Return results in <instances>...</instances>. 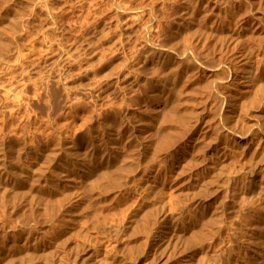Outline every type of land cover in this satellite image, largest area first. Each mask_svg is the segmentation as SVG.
I'll return each instance as SVG.
<instances>
[{
	"label": "rangeland",
	"instance_id": "rangeland-1",
	"mask_svg": "<svg viewBox=\"0 0 264 264\" xmlns=\"http://www.w3.org/2000/svg\"><path fill=\"white\" fill-rule=\"evenodd\" d=\"M238 2L239 0H0V264H182L185 255V252H181L183 242L186 244L183 246L187 249L186 253L188 249L196 247L197 253L191 264H255L257 261H259L257 264H262L264 262V209L262 211L264 191H260L264 189L262 168L264 160L260 158L261 154L264 158L262 151L264 125H261L264 123L261 122L264 119L262 97L264 92L260 95L262 98L258 97L259 99L255 100L257 104L259 102V107L257 104L253 107L251 106L253 104L248 106L251 114L256 113L257 116L258 113V118L262 117L259 118V128L260 126L262 128H260L261 141L258 150L256 149L258 152L251 149L244 152L245 154L240 151V155H237L238 152L234 153L232 159H237L235 161L231 159L233 163L237 161L236 164L234 163V171L230 168L234 164H228L225 171L219 174L223 178L216 176L218 180L215 177L210 182L213 186L207 183L197 193L195 200L189 201L192 194L188 197L185 193L184 196L189 198L187 201L175 190L172 182L174 172L172 158L176 153L170 150L176 151V145H173L175 140L173 142L172 139L179 140V136L182 135H177L178 132L175 135V131L183 133L185 128L179 123L186 120L189 125L199 117L214 115L217 111L218 104L215 102L217 95L212 92V88L206 90L207 86L201 84L199 87L191 84L196 76L205 78L203 74L207 67L205 65L211 64L208 68H212L217 65L216 62L220 61L221 63L218 64L220 65L224 60L229 62V58L231 59L224 39L216 35V32L218 34L239 24L241 17L232 18L237 13L252 15L255 13L252 10H258L257 12L264 16V8L260 12L264 7V0H257L253 6L248 5L247 0ZM243 2L246 5H241ZM229 20H232V23ZM220 22L224 24L221 25ZM212 28L215 29V34ZM200 29L204 32L202 33ZM185 30L191 34L187 35ZM182 34L190 36L187 37L188 41ZM262 36L264 37V33L259 37L255 36L254 40L249 38V43L246 41L248 48H253L248 52L253 60L251 79L254 84H259V81L264 84V72L261 71L264 70L262 64L264 41H259L263 40ZM209 37L211 40L206 39ZM204 38L207 44L204 43ZM215 38L222 40L217 39L219 42H215L217 41ZM200 42L204 45L200 46L203 44ZM174 44L178 50L177 47L173 49ZM219 44L223 46L219 48ZM249 44L254 46L256 44L257 48ZM225 48L226 53H222ZM216 50L217 52L220 50V53L217 54ZM225 55L226 59H224ZM256 57L262 63H256L258 62ZM198 60L205 64L201 66ZM256 64H259L258 68ZM196 65L203 67V71ZM223 69L217 72L219 75L216 78L229 77L228 68L225 71L227 73ZM254 69L257 71L255 72ZM258 75L262 78L260 79ZM183 82L184 85L186 84L184 91ZM181 84L183 88L179 89ZM162 89L164 96L163 94L161 96ZM210 90L212 94H209ZM200 92H204L201 93L202 98L201 95L199 96ZM181 93L190 96L187 94L182 96ZM176 96L181 97L182 100ZM213 96L216 97L214 102ZM208 97L209 101H207ZM194 99L196 100L193 101ZM205 99L207 100L203 106L202 101ZM163 100H167L168 103ZM198 100L203 104H199ZM180 101L188 104L190 101V106L184 102L181 106ZM213 103H216V108ZM191 104L197 105L195 106L197 108L191 107ZM208 106H211L213 111ZM182 108L186 110L183 111ZM177 111L185 120L177 115ZM185 111L189 116L182 115ZM171 113H176L177 120L180 117L184 121L172 119L175 115L169 119ZM203 114L205 116H201ZM194 115L198 117L194 118ZM161 117L167 118V123ZM186 117H189L188 120ZM192 117L195 121L190 119ZM174 120H176L175 126L172 125ZM144 122H147L146 126ZM176 126L177 129L173 131ZM164 139L169 143L167 144ZM162 141L167 145L162 144ZM169 144L173 147H169L167 151L166 147ZM160 145L163 148L158 155ZM154 146L159 147L155 150ZM253 150L257 154H254ZM259 151L262 153L258 154ZM237 156H241L238 157L240 160ZM259 159L263 162L258 165ZM91 160L106 163L97 169H91L88 166ZM240 164H245V167ZM238 165L243 168L240 172L239 169H235ZM216 184L225 187L220 185L218 188ZM216 189L217 191L220 189L212 193L217 199L213 204L216 217L211 218L213 222L207 223L204 220L207 200L211 198L210 193ZM159 190L162 191V195ZM2 191L6 195H1ZM174 193L180 196L169 199L176 195ZM152 194H159L158 198L163 196L162 200L159 198L157 201L166 204L163 205L166 215L164 211L159 213L156 210L159 214L155 213L156 200L153 198L155 195ZM198 194H201L202 198L198 199ZM258 194L261 195L257 196ZM203 196L207 199L204 200ZM177 198L186 200H182L185 201L182 202L184 207L178 205L181 204V200L178 201ZM172 199L178 202L172 207H182V213L181 209L176 210L170 206V202H174ZM219 201L222 203L218 205ZM194 204L198 206L195 207ZM216 204L221 210H218L220 208ZM215 205L217 209L214 208ZM168 206L176 210L173 212H177L176 215L179 216L186 215L188 208L189 212L192 210L190 223L193 231L191 230V235L186 241H180L181 245L177 244L180 248L171 247L173 256L169 258L175 256L177 258H168L169 262L168 260L163 262L164 259L154 249L152 242L157 239L160 231L162 213L168 218L176 216L171 212L172 210L167 213ZM192 206L193 209L195 207L194 211ZM195 218L198 220L196 221ZM145 219L147 226L151 223L156 224L155 227L153 229L152 225H149L151 229L149 226L144 227L145 222L143 224L141 220ZM216 221H218L217 227ZM209 223L215 225V228ZM143 227H147L150 232L154 230L152 233L147 232L151 238L145 236L146 229L142 233ZM196 227H201L198 230L203 228L204 231L207 227L209 232H206L213 237L203 230V232L199 231L200 235L203 234L198 235ZM212 228L218 232L211 233ZM193 232L197 233L198 240L200 237L203 238L204 240H200L204 241L202 244L207 242L206 245L196 242L192 234L195 237L196 235ZM188 242L191 245L196 243L190 246ZM187 243L190 248H186L189 247ZM176 249H180V252L179 250L174 252ZM254 249L259 250L261 260L254 256ZM178 252L180 255L177 254ZM255 258L257 259L254 260Z\"/></svg>",
	"mask_w": 264,
	"mask_h": 264
},
{
	"label": "bare ground",
	"instance_id": "bare-ground-1",
	"mask_svg": "<svg viewBox=\"0 0 264 264\" xmlns=\"http://www.w3.org/2000/svg\"><path fill=\"white\" fill-rule=\"evenodd\" d=\"M213 1V0H212ZM238 1V0H237ZM256 1L257 0H247V4L248 5H250V6H253L255 3H256ZM262 1V0H261ZM235 2V1H234ZM239 2H240V0H239ZM238 2V3H239ZM242 2V1H241ZM260 2V1H259ZM211 3V2H210ZM242 4H245L244 2L243 3H241V5ZM263 4H264V2H263ZM234 5V4H233ZM246 5V4H245ZM245 5H243L244 6V8H245ZM247 5V6H248ZM258 5H259V3H258ZM215 6V5H214ZM238 6V5H237ZM249 6V7H250ZM256 6V5H255ZM254 6V7H255ZM260 6H261V4H260ZM260 6H258V8L260 7ZM264 6V5H263ZM248 7V8H249ZM262 7V6H261ZM260 7V8H261ZM237 8H239V7H237ZM236 8V9H237ZM247 7H246V9H248ZM264 7H262L261 8V10H260V12H262V9H263ZM240 9H243V8H240ZM235 10V9H234ZM238 10V9H237ZM251 10L252 9H250V12H251ZM240 12H241V10H239ZM248 11V10H247ZM258 11V10H257ZM257 11H253L252 10V12H255V13H253L252 15H248L247 13H244L243 12V14H241L240 12V14H235V15H233V17L232 18H234V16H239V18H240V21H238V23L239 24H235L236 26H234V27H232L231 29H226V30H220L221 32H218V34H217V32H216V35H219V36H222L221 38L222 39H224V42H225V45H226V48L228 49V51L230 52V56H231V59L229 58V62H226L225 60V62L223 63L222 62V64H220V65H218L219 63H221L220 61L217 63L216 62V64L218 65H216L215 67H212V68H208V67H211L210 65H205V67H206V69H205V71H204V76H205V78H197V76H196V78H194V80L192 81V83L191 84H193V85H199V87H201V84L204 86V87H208V88H206V90H209V87L210 88H212L211 90H213L212 92H214L216 95V97H217V99H218V102H217V99H216V103L218 104V109L216 108V106H215V104L216 103H213L214 105V107L216 108V110L217 111H215L216 113L214 114V115H201V116H205V117H203V118H198V119H196V121H195V119L194 118H197L195 115V117L193 118H190L191 120L192 119H194V120H192V121H195V122H193V123H190L189 125H187V123L185 122L186 120L184 119V117L182 116L181 117V115H179V112L177 111V115L178 116H180L181 118H183V119H181L180 117H179V119L177 120V118L178 117H176V113H171V115L169 116V119H171L172 118V116H174L175 115V117L174 118H172V119H176L177 121H179L180 119L181 120H183L185 123H186V126H185V123L184 122H182V123H184L183 124V126H182V123L180 122L179 123V125L181 126V127H185L184 129L183 128H181V129H183V133H179V131H175L176 129H177V126H179L178 124H177V126L176 127H174L173 128V131H175V135L177 134V132H178V134L177 135H182V136H179L180 138H179V140H177V139H172L173 140V142H174V140H175V144H173V142L172 143H170L171 145L173 144V145H176V151H172V150H174V149H170V148H172L173 146H171L170 147V144L166 147V148H168L167 149V151L170 149L171 150V152H176L175 153V156L172 158V165H173V169H174V172H173V178H172V182H173V186H174V188H175V190L182 196H184V194L186 193V195L188 196L189 194L191 195L192 194V196L194 197V196H196V197H190L191 199H189L186 195V197L184 196V198L185 199H189V201H191V200H195V198H197V193L199 192V191H201L202 189H203V187L204 186H206V184L207 183H210V182H212V180L216 177V176H221V175H219L227 166H228V164L230 165V164H232L233 162L232 161H235V159L233 160L232 159V156L234 155L235 156V154L234 153H236V152H238L239 153V151L240 152H242V154L244 153V152H246L247 150H251V149H254V150H256L257 148H258V146H259V142L261 141V136H260V128H262V126H260V128H259V118L261 119L262 117L260 116L259 118H258V116H259V114L257 113V116H256V113L255 114H251V109H250V111H249V109H248V106H250L251 104H253V105H251L252 107L254 106V104H257L256 103V99H259L261 96L260 95H262V93L264 92L263 90H264V84H261L262 82H260L259 80V84L258 83H256V84H254L253 82H252V79L251 78H253V77H251L252 75H251V68H252V65H253V60L251 59V57H250V53L248 52V50H253V48H248V43H249V41H248V39L249 38H252V40H254L256 37L255 36H257V37H259V35L260 34H263L264 33V16H263V14H261V13H258ZM213 12V11H212ZM230 14V13H229ZM202 16V15H201ZM199 17V16H198ZM228 17V16H227ZM236 18V17H235ZM234 18V19H235ZM202 19V18H201ZM184 20V19H183ZM194 20V19H193ZM203 20V19H202ZM233 20V19H232ZM232 20H229L231 23H232ZM186 21H188V20H186ZM205 21V20H204ZM209 21V20H208ZM236 21V22H237ZM196 22V21H195ZM198 22V21H197ZM201 23H202V21H200ZM199 22V23H200ZM234 23H236L235 21H233ZM198 23V24H199ZM221 23V22H220ZM229 23V22H228ZM227 23V24H228ZM187 24V23H186ZM224 24V23H223ZM222 23H221V25H223ZM182 25H184L183 23H182ZM197 25V24H196ZM205 25V24H204ZM226 25V24H225ZM224 25V26H225ZM229 25V24H228ZM187 26V25H186ZM230 26H232V24L230 25ZM183 27H185V26H183ZM219 27H220V25H219ZM178 28V27H177ZM181 28V27H180ZM179 28V29H180ZM211 28V27H210ZM221 28V27H220ZM223 28H225V27H223ZM227 28H229V27H227ZM174 29V28H173ZM184 29V28H183ZM186 29V28H185ZM193 29H195V27H193ZM182 30V29H181ZM188 30V29H187ZM187 30H185L186 32H187ZM203 30H204V28H203ZM206 30V29H205ZM212 30H213V28H212ZM176 31V30H175ZM175 31H173L174 33H176ZM180 31V30H179ZM183 31V30H182ZM184 31V32H185ZM190 31V30H189ZM194 31V30H193ZM200 31H201V29H200ZM209 31H210V34H211V30L209 29ZM214 31V34H215V29L213 30ZM218 31V30H217ZM185 32V33H186ZM202 32V31H201ZM201 32H199V34L201 33ZM204 32V31H203ZM202 32V33H203ZM169 33V32H168ZM174 33H173V35H174ZM178 33V32H177ZM182 33V32H181ZM188 33V32H187ZM186 33V34H187ZM193 33V32H192ZM207 33V32H206ZM205 33V34H206ZM213 33V32H212ZM190 34H191V32H190ZM189 33L187 34V35H190ZM213 34V35H214ZM178 35V34H177ZM183 35V37H186L185 39H187V37H190V36H184V34H182ZM204 35V34H203ZM193 36V35H192ZM196 36V35H195ZM199 36V35H198ZM201 36V35H200ZM207 36H209V35H207ZM206 36V37H207ZM211 36H212V34H211ZM210 36V37H211ZM218 36V37H219ZM174 37V36H173ZM205 37V36H204ZM210 37H209V39L208 38H206L207 40H211L210 39ZM254 37V38H253ZM192 38V37H191ZM213 38V37H212ZM262 38H263V40H259V41H264V37L262 36ZM172 39V38H171ZM174 39V38H173ZM178 39H179V37H178ZM184 39V40H185ZM197 39V38H196ZM198 39H199V37H198ZM197 39V40H198ZM202 39V38H201ZM205 38L203 39L204 40V43H206L205 42V40H206ZM216 40L217 39H220V38H215ZM214 39V40H215ZM222 39H220V40H222ZM247 39V40H246ZM177 40V39H176ZM251 40V41H252ZM257 40H258V38H257ZM168 41V40H167ZM182 42H184L183 40H181ZM187 41H188V39H187ZM191 41V40H190ZM189 41V42H190ZM199 41V40H198ZM202 41V40H201ZM212 41H213V39H212ZM246 41L248 42L247 44H246ZM171 42H172V40H171ZM176 42H178V41H176ZM189 42H187V44H189ZM208 42V41H207ZM209 42H211V41H209ZM208 42V43H209ZM215 42H219V40H217V41H215ZM215 42H213V43H215ZM253 42V41H252ZM174 43H175V40H174ZM201 43H203V42H200V44ZM204 43L203 44H199L200 46H202V45H204ZM256 43V42H255ZM261 44H262V42H260ZM264 43V42H263ZM176 44V43H175ZM175 44H174V48L173 49H176L175 47H177V46H175ZM177 44H179V42L177 43ZM187 44H186V46H187ZM207 44V43H206ZM210 44H212V43H210ZM216 44V43H215ZM260 44V45H261ZM172 45V44H171ZM184 46H185V44H183ZM190 45V44H189ZM198 45V46H199ZM209 45V44H208ZM208 45H206V47L208 46ZM220 45V44H219ZM224 45V46H225ZM250 45V44H249ZM251 45H253L254 46V44H251ZM250 45V46H251ZM264 45V44H263ZM182 46V45H181ZM221 46H223V45H220L219 46V48H221ZM205 47V46H204ZM203 47V48H204ZM255 49L257 48L256 47V44H255ZM261 48H262V46H260ZM189 48V47H188ZM188 48H187V52H188ZM190 48H191V46H190ZM193 48H194V46H193ZM201 48V47H200ZM216 48V47H215ZM226 48H225V50H224V52H222V53H226L225 51H226ZM180 49V48H179ZM183 49V47L181 48V50ZM186 49V48H185ZM205 49V48H204ZM203 49V50H204ZM214 49V48H213ZM223 49V48H222ZM254 49V51H256ZM176 50H178V47H177V49ZM180 50V51H181ZM202 50V49H201ZM264 50V48L262 49V51ZM175 51V50H174ZM185 51V50H184ZM199 51V50H198ZM208 51V50H207ZM220 51V50H219ZM217 52V50L215 51V52H217V54H219L220 52ZM205 52V51H204ZM252 52V51H251ZM179 53V52H178ZM181 53H183V52H181ZM180 53V54H181ZM200 53V52H199ZM213 53V52H212ZM211 53V54H212ZM260 53H261V51H260ZM262 53H264V51L262 52ZM261 53V54H262ZM179 54V55H180ZM210 54V53H209ZM209 54L207 55V56H209ZM229 54V53H228ZM252 54V53H251ZM258 55H259V53H257ZM260 54V55H261ZM178 55V56H179ZM186 55H187V53H186ZM186 55H184V56H186ZM189 55V54H188ZM198 55V54H197ZM215 55V54H214ZM256 55V54H255ZM218 56V55H217ZM193 57L195 58V56L193 55ZM201 57V56H200ZM206 57V56H205ZM222 57V56H221ZM225 58L224 59H226V55L224 56ZM253 57V56H252ZM189 58V57H188ZM187 58V59H188ZM197 58V57H196ZM218 58L219 59H221L220 58V56H218ZM258 58H259V56H258ZM261 58V57H260ZM259 58V59H260ZM198 59V58H197ZM209 59V58H208ZM218 59V60H219ZM223 59V58H222ZM258 60V62H256V60ZM254 60H255V62L256 63H259V62H261L262 63V58H261V60H259V59H257V57L255 58ZM184 60V59H183ZM207 60V59H206ZM200 63H198V64H205V63H201V62H203V61H201V60H198ZM208 61V60H207ZM210 61V60H209ZM263 61H264V59H263ZM178 62V61H177ZM182 62V61H181ZM193 63H194V61H193ZM208 64V63H207ZM262 64H264V63H262ZM256 65H258V66H256L257 68L259 67V64H256ZM196 66H198V65H196ZM202 66V65H201ZM204 66V65H203ZM263 66V65H262ZM199 67V66H198ZM197 67V68H198ZM200 68V67H199ZM203 68V67H202ZM202 68H200V69H202ZM222 68H224L223 70H224V72L227 70L226 68H228V73H230V75H229V77L228 78H216V76H218L219 75V73L217 74V72H220L219 70L220 69H222ZM260 68H261V66H260ZM263 68V67H262ZM177 69V68H176ZM264 69V68H263ZM196 70H198V69H196ZM195 70V71H196ZM255 70V72L257 71L256 69H254ZM201 71H203V69L201 70ZM222 71V70H221ZM230 71V72H229ZM259 72H260V70H258ZM261 71H263L264 72V70H261ZM197 72V71H196ZM223 72V71H222ZM174 73H175V71H174ZM198 73V72H197ZM202 73V72H201ZM225 73H227V72H225ZM224 73V74H225ZM261 73V72H260ZM203 74H202V76H203ZM262 74V73H261ZM264 74V73H263ZM262 74V75H263ZM179 75L181 76V74L179 73ZM189 75V74H188ZM195 75H197V74H195ZM227 75V74H226ZM225 75V76H226ZM254 75V74H253ZM164 76V75H163ZM180 76H178L179 78H180ZM191 76V75H190ZM193 76V75H192ZM199 76V75H198ZM222 76V75H221ZM259 76V75H258ZM175 77H176V74H175ZM189 77V76H188ZM260 77V76H259ZM258 77V78H259ZM177 78V77H176ZM178 78V79H179ZM262 77H260V79H261ZM173 79V78H172ZM158 80V79H157ZM183 80V79H182ZM263 80H264V78H263ZM166 81V80H165ZM174 81V80H173ZM175 81H177V80H175ZM174 81V82H175ZM179 81H181V80H179ZM184 81V80H183ZM177 83V82H176ZM180 84V83H179ZM183 85H184V82H183ZM186 85V84H185ZM185 85L182 87V84H181V87L179 88V89H182L183 91H184V89H185ZM180 86V85H179ZM187 86H189V84L187 85ZM203 86H202V89H203V91H204V89L205 88H203ZM178 87V86H177ZM192 88V87H191ZM195 87L193 86V89H194ZM198 88V87H197ZM163 89H165V88H163ZM163 89H162V93H161V96H162V94H163ZM190 89V88H189ZM192 89V90H193ZM200 90H201V88H199ZM199 89H198V91H199ZM181 90V91H182ZM205 90V91H206ZM211 90L208 92L209 94H212V92H211ZM153 91V90H152ZM169 91V90H168ZM167 91V92H168ZM180 91V92H181ZM182 91V92H183ZM204 91V92H205ZM156 92V91H155ZM166 92V91H165ZM164 92V93H165ZM166 92V93H167ZM190 92V91H189ZM203 92V93H204ZM176 93V92H175ZM199 93V92H198ZM202 92H200V94H199V96L201 95V98H202V94H201ZM207 93V92H206ZM153 94H155L154 92H153ZM159 94V93H158ZM185 94H187V93H185ZM182 95V93H181V95L182 96H186V95ZM193 94V93H192ZM192 94H191V96H192ZM208 94V95H209ZM165 94H163V96H164ZM168 95V94H167ZM167 95H166V97H167ZM180 95V96H181ZM188 96H190V94H187ZM205 95V94H204ZM207 95V96H208ZM187 96V97H188ZM206 96V95H205ZM212 96V95H211ZM177 97V96H176ZM216 97H214L213 96V102H214V100H215V98ZM249 97V98H248ZM259 97V98H258ZM263 98H264V96H262ZM261 97V98H262ZM153 98V97H152ZM162 98V97H161ZM170 98V97H169ZM177 98H181V97H177ZM185 97H183V99H184ZM196 98V97H195ZM163 99V98H162ZM167 99V98H166ZM171 99V98H170ZM169 99V100H170ZM188 99H189V97H188ZM188 99H187V101H188ZM212 99V98H211ZM249 99V100H248ZM181 100H182V98H181ZM190 100V99H189ZM196 99H194L193 101H195ZM206 100L207 99H205V101H202L203 103L204 102H206ZM210 100V98L208 97V100L207 101H209ZM162 101V100H161ZM179 101V100H178ZM184 101H186V100H184ZM183 101V102H184ZM255 101V102H254ZM257 101H260V100H257ZM264 101V100H263ZM163 102H166V104L168 103V101L166 100V101H164L163 100ZM173 103L175 102V101H172ZM183 102L181 103V101H180V104H181V106H183L184 104H183ZM191 102H192V97H191ZM198 102H200L199 100H198ZM202 102H200L199 104H203ZM254 102V103H253ZM161 103V102H160ZM173 103H171V105L173 104ZM185 104L187 103V102H184ZM194 104H196V102H193ZM209 103V102H208ZM211 103V102H210ZM209 103V104H210ZM170 104V103H169ZM168 104V105H169ZM176 104V103H175ZM188 104V103H187ZM189 104H190V101H189ZM188 104V106H190ZM258 104H259V102H258ZM257 104V105H258ZM197 105H198V103H197ZM197 105H195V106H197ZM205 105V103L203 104V106ZM210 105H212V104H210ZM257 105H255V106H257ZM263 105H264V103H263ZM172 106H175L174 104L172 105ZM178 106V105H177ZM187 106V105H186ZM185 106V107H186ZM187 106V107H188ZM193 105L191 104V107H192ZM195 106H193V107H195ZM199 106V105H198ZM201 106V105H200ZM212 106V107H213ZM262 106V105H261ZM176 107V106H175ZM174 107V108H175ZM180 107V106H179ZM178 107V108H179ZM209 107V106H208ZM258 107H259V105H258ZM264 107V106H263ZM171 108V107H170ZM173 108V107H172ZM177 108V109H178ZM189 108V107H188ZM195 108H197V107H195ZM209 108H211V106L209 107ZM256 108V107H255ZM183 109V108H182ZM208 109V108H207ZM212 109V108H211ZM170 110V109H169ZM174 110V109H173ZM180 110V109H179ZM184 110H186V109H183V111ZM189 110V109H188ZM191 110H192V108H191ZM194 110V109H193ZM198 110V109H197ZM203 110H204V108L202 109V112H203ZM210 110V109H209ZM254 110H259V109H254ZM211 111V110H210ZM210 111H208V113L210 112ZM212 111H213V109H212ZM211 111V112H212ZM175 112V111H174ZM181 112V111H180ZM191 112V111H190ZM202 112H200V113H202ZM206 112V111H205ZM253 112V111H252ZM258 112V111H257ZM169 113V112H168ZM186 113V114H185ZM192 113H193V111H192ZM192 113H189V114H192ZM213 113V112H212ZM196 114V113H195ZM197 114H199V112L197 113ZM264 114V113H263ZM157 115V114H156ZM163 115V114H162ZM182 115H187V116H189L188 115V113H187V111H185L184 112V114H182ZM161 116V115H160ZM200 116V115H199ZM156 117V116H155ZM158 117H159V115H158ZM165 117V116H164ZM162 118V120L163 119H165V118ZM171 117V118H170ZM264 117V116H263ZM187 118V117H186ZM189 118V117H188ZM188 118H187V120H188ZM152 119H154V118H152ZM159 119V118H158ZM156 120V119H155ZM176 120H174L173 122H174V124H173V122H172V125H174L175 126V123H176ZM166 121H168L167 120V118L165 119V123H167ZM170 121V120H169ZM190 121V120H189ZM192 121H190V122H192ZM154 122V121H153ZM160 122V121H159ZM261 122H264V119H263V121H261ZM157 123H158V121H157ZM164 123V122H163ZM178 123V122H177ZM144 124H145V126H146V124H147V122L145 123L144 122ZM171 124V123H170ZM261 124V123H260ZM261 125H264V123L263 124H261ZM140 126H142V125H140ZM145 126H144V129H145ZM156 127V126H155ZM173 127V126H172ZM219 127H220V130H218L219 129ZM136 128V127H135ZM139 128V127H138ZM147 128V127H146ZM157 128V127H156ZM176 128V129H175ZM179 129V128H178ZM143 130V129H142ZM141 130V131H142ZM180 130V129H179ZM220 131L219 133H218V131ZM262 130H264V126H263V129ZM133 131H134V129H133ZM140 131V130H139ZM165 131V130H164ZM144 133H145V131H143ZM262 132V131H261ZM264 132V131H263ZM262 132V133H263ZM131 134V133H130ZM140 134H141V132H140ZM150 134H151V132H150ZM154 134V133H153ZM169 134H171V133H169ZM219 134V135H218ZM132 135V134H131ZM222 135V136H221ZM130 135H128V137H129ZM136 136V135H135ZM221 137V139H220V137ZM138 137V136H137ZM143 137V136H142ZM141 137V138H142ZM176 137V136H175ZM144 138H145V136H144ZM263 138V137H262ZM131 139V138H130ZM140 139V138H139ZM139 139H138V142H139ZM150 139V138H149ZM149 139H147V140H149ZM143 140V139H142ZM165 140V139H164ZM154 141V140H153ZM166 141V140H165ZM171 141V140H170ZM177 141V142H176ZM131 142V141H130ZM143 142V141H142ZM167 142V144L169 143V141H166ZM166 142H163L162 141V144L164 143V145L166 144ZM147 143H148V141H147ZM147 143H145V144H147ZM138 144V143H137ZM160 144H161V142H160ZM166 144V145H167ZM264 144V143H263ZM153 145V144H152ZM163 145V146H164ZM148 146V145H147ZM161 146V145H160ZM141 147V146H140ZM149 147V146H148ZM155 147V146H154ZM157 147H159V146H157ZM157 147H155V150H157ZM170 147V148H169ZM134 148H135V146H134ZM134 148H133V150H134ZM137 148V147H136ZM162 146L158 149V155H159V151H160V149L162 150ZM165 148V149H166ZM263 148V147H262ZM112 149V148H111ZM164 149V150H165ZM261 149V148H260ZM163 150V151H164ZM254 150L252 151V152H254ZM258 150V149H257ZM256 150V152H258ZM163 151H161V152H163ZM263 151V153H264V150H262ZM262 151H259V153L258 154H260V153H262ZM129 152H131V151H129ZM128 152V153H129ZM133 152V151H132ZM164 152H166V151H164ZM251 152V151H250ZM256 152H254V154L256 153ZM170 153V152H169ZM174 153H172V155H174ZM134 154V153H133ZM237 154V153H236ZM241 154V155H242ZM245 154V153H244ZM253 153H251V155H252ZM257 154V153H256ZM157 155V154H156ZM166 155V154H165ZM170 155V154H169ZM169 155H168V157H169ZM237 155H240V153L239 154H237ZM123 156V155H122ZM125 156V155H124ZM126 156H127V154H126ZM130 156V155H129ZM164 156V155H163ZM264 156V155H263ZM161 157H162V155H161ZM166 157V156H165ZM168 157H166V158H168ZM238 157H241V156H237V158ZM243 157V156H242ZM165 158V159H166ZM254 158V157H253ZM260 158L262 159V160H264V158H262V154H261V156H260ZM165 159H164V161H165ZM231 159H232V161H231ZM245 159V158H244ZM243 159V160H244ZM251 159H252V156H251ZM251 159H249V160H251ZM261 159H259L258 160V165H259V163L262 161ZM107 160V159H106ZM167 160H169V158L167 159ZM237 160V159H236ZM238 160H240V158H238ZM93 160H91V162L88 164V166L91 168V169H97V168H99V167H101L102 165H103V163H106V162H101L100 160V162H92ZM170 162V161H169ZM246 162V161H245ZM257 162V161H256ZM263 162V161H262ZM261 162V163H262ZM235 163V162H234ZM233 163V164H234ZM236 163H237V161H236ZM235 163V164H236ZM235 164L232 166V167H230V168H232V170L234 171V169H233V167L235 166ZM257 164V163H256ZM256 164H254V166L256 167ZM84 165V164H83ZM86 165V164H85ZM84 165V166H85ZM240 165H242V164H240ZM240 165H238V167L240 166ZM245 165V164H244ZM244 165H242V167H245ZM246 165H248V163L246 164ZM250 165V164H249ZM261 165V164H260ZM263 165V164H262ZM87 166V165H86ZM237 166V165H236ZM104 167V166H103ZM238 167H236L235 169H239V171L238 172H240V169H243V168H238ZM254 167V168H255ZM88 168V167H87ZM90 168H88L89 170H90ZM229 168V167H228ZM247 168V167H246ZM263 169H264V166L262 167ZM232 170H230V171H232ZM244 170H245V168H244ZM260 170V169H259ZM83 171V170H82ZM93 171V170H92ZM95 171V170H94ZM118 171V170H117ZM123 171V170H122ZM225 171V170H224ZM230 171H229V173H230ZM243 171V170H242ZM241 171V172H242ZM34 172V171H33ZM87 172V171H86ZM228 172V171H227ZM236 172V171H235ZM250 172V171H249ZM253 172V171H252ZM262 172V171H261ZM68 173V172H67ZM71 173V172H70ZM89 173V172H88ZM93 173V172H92ZM124 173V172H123ZM169 173V172H168ZM224 173V172H223ZM228 173V174H229ZM251 173V172H250ZM32 174V173H31ZM225 174V173H224ZM227 174V175H228ZM241 174V173H240ZM262 174V173H261ZM90 175V174H89ZM93 175H94V173H93ZM105 175H107L108 176V174L107 173H105ZM226 175V174H225ZM263 175V174H262ZM29 177L31 176V175H28ZM66 176V175H65ZM86 176V175H85ZM103 177H105L104 175H102ZM256 176V175H255ZM264 176V175H263ZM262 176V177H263ZM62 177V176H61ZM109 177V176H108ZM108 177H107V179H108ZM169 177H171V175H169ZM225 177V176H224ZM251 177V176H250ZM71 178V177H70ZM106 178V177H105ZM112 178V177H111ZM218 177H216L215 179H217ZM221 178H223L222 176H221ZM220 178V179H221ZM58 179L59 180H61V178L60 177H58ZM69 180V179H67V178H64V180ZM72 179V178H71ZM70 179V180H71ZM113 179V178H112ZM171 178H169V180H170ZM219 179V180H220ZM230 179V178H229ZM228 179V180H229ZM63 180V179H62ZM69 180V181H70ZM73 180V179H72ZM71 180V181H72ZM105 180V179H104ZM218 180V179H217ZM216 180V181H217ZM227 180V181H228ZM223 181H224V179H223ZM230 181V180H229ZM228 181V182H229ZM60 182V181H59ZM66 182V181H65ZM167 182H169L168 181V179H167ZM214 182V181H213ZM220 182V181H219ZM222 182V181H221ZM225 182H226V179H225ZM252 182V181H251ZM261 182V181H260ZM217 183V182H216ZM250 183V182H249ZM167 184V183H166ZM170 184V183H169ZM169 184H168V186H169ZM215 184V183H214ZM223 184H225V183H223ZM228 184V183H227ZM14 184H12V186H13ZM165 185V184H164ZM210 185H212L213 186V183L211 184L210 183ZM209 185V186H210ZM217 185V187L219 188V186L221 185H219L218 186V184H216ZM9 186V185H8ZM19 186V185H18ZM18 186H16V187H18ZM222 187L224 186L225 187V185H221ZM2 187V186H1ZM10 187V186H9ZM14 187H15V185H14ZM171 186H169V188H170ZM208 187V186H207ZM223 187V188H224ZM18 189V188H17ZM20 189V188H19ZM161 189V188H160ZM209 189V188H208ZM207 189V190H208ZM221 189V188H220ZM219 189V190H220ZM228 189V188H227ZM258 189V188H257ZM263 189V188H262ZM3 190V189H2ZM11 190H12V188H11ZM15 190H16V188H15ZM145 190V189H144ZM150 190V189H149ZM206 190V189H205ZM218 190V191H219ZM222 191H223V189H221ZM225 190V189H224ZM248 190V189H247ZM151 192H152V190H150ZM159 191H161V190H159ZM171 191H173V190H171ZM215 191H217V189L216 190H213V192H211L210 190H209V192H211L210 193V196L209 197H211L210 199H208L207 200V206H206V210H205V217H206V219H204V220H206L207 221V223L208 222H210L211 221V218H213L215 215V210H213V204H215V200H217L216 199V197L215 196H212V193H214ZM217 191V192H218ZM250 191H252V190H250ZM257 191V190H256ZM260 191H264V189L263 190H260ZM136 192V191H135ZM157 192V191H156ZM156 192H154L155 194H156ZM170 192V191H169ZM249 192V191H248ZM253 192V191H252ZM251 192V193H252ZM153 193V192H152ZM173 193V192H172ZM178 193H174V194H176V195H173V196H171V197H169V199H171L172 197H174V198H176V196H180ZM183 193V194H182ZM220 193V192H219ZM223 193V192H222ZM255 193V192H254ZM257 193V192H256ZM259 193V192H258ZM261 194H262V192H260ZM2 194H4V192L2 191V193H1V195ZM144 194V193H143ZM150 194V193H149ZM149 194H147V195H149ZM155 194H152V195H155ZM178 194V195H177ZM253 194V193H252ZM261 194H258L257 196H259V195H261ZM4 195H6V194H4ZM159 195V194H158ZM158 195H155V196H157V198L155 199V196L153 197L154 198V200H156V202H155V211L157 210V211H159V213H161V212H165L166 210H163V205L165 204V203H163L162 204V202L161 201H157V199L159 200V198L162 200L163 199V196H161V197H159L158 198ZM161 195H162V191H161ZM164 195V194H163ZM199 196H198V199L199 198H202V196H201V194H198ZM150 196V195H149ZM182 196V197H183ZM206 196H207V193H206ZM206 196L204 197L205 199L204 200H206L207 198H206ZM252 196V195H251ZM208 197V198H209ZM218 197V196H217ZM224 197V196H223ZM254 197V196H253ZM183 198V199H184ZM226 198V197H225ZM150 199V197L148 198V200ZM169 199H167V200H169ZM179 198H177V200H178ZM182 199V200H183ZM184 199V200H185ZM188 199H187V201H188ZM198 199H196V200H198ZM258 199V198H257ZM261 199H263V198H261ZM147 200V201H148ZM179 200H181V199H179ZM178 200V201H179ZM180 201L181 202V204L179 203L178 205H180V206H182L183 204H182V202L183 201ZM219 200H221V198L219 199ZM146 201V200H145ZM165 201V200H164ZM172 201H174L175 202V200H173L172 199ZM186 201V200H185ZM185 201L183 202V203H185ZM199 201V200H198ZM223 201V200H222ZM260 201V200H259ZM263 201V200H262ZM149 202H151V201H149ZM149 202H148V204H149ZM166 202V201H165ZM168 202H170V201H168ZM170 202V206L172 207V205L174 204V206H175V204L176 203H178V202ZM193 202V201H192ZM220 202V201H219ZM264 202V201H263ZM263 202H261V204H263ZM143 203V202H142ZM187 203V202H186ZM195 203V202H194ZM203 203V202H202ZM201 203V204H202ZM222 202H220V203H218V205L219 204H221ZM187 204H189V203H187ZM198 204V203H197ZM196 204V206H195V204H194V206L195 207H197L198 205ZM204 204V203H203ZM166 205V204H165ZM177 205V204H176ZM190 205V204H189ZM217 205V204H216ZM216 205L214 206V208L216 207ZM217 205V207L218 208H220L219 206ZM152 207H153V204L151 205ZM186 206V205H185ZM221 206V205H220ZM263 206V205H262ZM147 207V206H146ZM169 207V206H168ZM179 206H177V207H172L173 209L174 208H176V210L178 209V210H180L182 207H184V206H182L181 208L179 207ZM195 207H194V209H195ZM264 207V206H263ZM150 209H151V207H149ZM191 208V207H190ZM153 209V210H154ZM192 209H193V206H192ZM194 209H193V211H194ZM197 209V208H196ZM201 208L199 207V210H200ZM215 209H217V208H215ZM263 209L264 208H262V211H263ZM141 210V209H140ZM170 210H172L170 207H169V209H168V211H167V213L168 212H170ZM176 210H172L171 212L172 213H174L173 211H176ZM184 210H185V208H184ZM184 210H183V212H184ZM188 210H189V208H188ZM187 210V214L186 215H181V216H179V215H176V213L177 212H175L174 214L176 215V216H173L172 214V216L173 217H171V218H168V217H166L165 215H166V212H165V215H163V213H162V215H161V217H160V220H161V225H160V231H159V233H158V236H157V239L155 240V241H153L152 242V245L154 246V249L156 250V251H158L159 252V254L161 255L160 257L162 258V259H164V261L163 262H165V260H166V262H167V260H168V262H169V259H175V258H177L176 256H175V258H169L170 256H173V255H171V253L173 252L172 251V249H171V247H178V248H180L179 246L181 245L180 244V241H183V240H185L186 241V239H188V236L189 235H191L190 234V232H191V230L193 231V229H192V224L190 223L191 222V220H192V215H191V212H192V210H191V212H189ZM218 210H221V208L220 209H218ZM147 211H148V209H147ZM152 211V210H151ZM157 211L155 212V213H157ZM154 212V211H153ZM219 212V211H218ZM218 212H217V214H218ZM264 212V211H263ZM144 213H145V210H144ZM149 213V212H148ZM159 213H157V214H159ZM181 213H182V209H181ZM193 213V212H192ZM202 213H204V212H202ZM143 213H142V211H141V215H142ZM147 214V213H146ZM170 214V213H169ZM178 214H180V213H178ZM216 214V215H217ZM262 214V213H261ZM140 215V216H141ZM168 215V214H167ZM194 215H195V212H194ZM193 215V216H194ZM197 215H199L198 213H197ZM202 215V214H201ZM200 215V216H201ZM204 215V214H203ZM219 216V215H218ZM221 216V215H220ZM137 217V216H136ZM170 217V216H169ZM202 217V216H201ZM216 217V216H215ZM262 217V216H261ZM264 217V216H263ZM138 218V217H137ZM137 218H136V220H137ZM140 218V217H139ZM202 218H204V217H202ZM141 219V218H140ZM197 218H195V220H196ZM198 220V219H197ZM196 220V221H197ZM199 220H200V218H199ZM202 220V219H201ZM212 220H214V219H212ZM216 220V219H215ZM219 220V219H218ZM221 220V219H220ZM154 221H156V220H154ZM154 221H152L153 223H155ZM203 221V220H202ZM140 222V221H139ZM141 222L144 224V222H145V224H144V227L145 226H147V224H146V219L145 220H141ZM158 222V221H157ZM203 222H205V221H203ZM211 222H213V221H211ZM217 222L218 221H216V227H217ZM199 223V222H198ZM202 223V222H201ZM220 223V222H219ZM193 224H195V223H193ZM203 224V223H202ZM201 224V225H202ZM206 224V223H205ZM210 224V223H209ZM149 225L151 226L152 224L151 223H149ZM148 225V226H149ZM155 225L156 224H153L151 227H152V229H153V227H155ZM199 225H200V223H199ZM199 225H197V226H199ZM204 225V224H203ZM202 225V226H203ZM207 226H208V224H206ZM205 225V226H206ZM211 225V224H210ZM215 225L213 226V225H211L212 227H214L215 228ZM147 226V227H148ZM149 226V227H150ZM194 226V225H193ZM141 224H140V229H141ZM143 227V228H144ZM144 228L143 229V231H142V233L145 231V229L147 230V231H145L146 233H144V234H147V232L149 231L150 232V230H148V228ZM151 227H150V229H151ZM208 227H210V226H208ZM195 228V227H194ZM197 228V232H198V235H200L199 233L203 230L204 231V229L202 228V230H198V229H200V228H198V227H196ZM205 229H207L208 230V228L207 227H205ZM210 229V228H209ZM217 229V228H216ZM195 230V229H194ZM206 230V231H207ZM212 230H213V228H212ZM154 231V230H153ZM152 231V232H153ZM200 231V232H199ZM202 231V232H203ZM206 231H204V233L206 232ZM148 232V233H149ZM152 232H150V233H152ZM207 232H209V231H207ZM206 232V234L207 235H209V233H207ZM214 232V233H213ZM215 232H218V230L217 231H212L211 233H213V234H215ZM155 233V232H154ZM193 233H195V235H196V237L194 236V234H192L193 235V237L194 238H196V242L197 241H199L198 243H201L202 244V242H204V241H201L202 239H201V237L199 238V236H198V238H199V240L197 239V233L196 232H193ZM156 234V233H155ZM203 234V233H202ZM201 234V235H202ZM218 234V233H217ZM216 234V235H217ZM200 235V236H201ZM144 236V235H143ZM146 237L148 236H150V235H145ZM204 236V238H207V236L206 235H203ZM206 236V237H205ZM209 236H211V234L209 235ZM215 236V235H214ZM142 237V236H141ZM147 237V238H148ZM190 237H192V236H190ZM211 237H213V235L211 236ZM150 238H151V236H150ZM152 238H153V236H152ZM209 238V237H208ZM192 241L194 240V239H192V238H190ZM201 239V240H200ZM141 241H142V239H140ZM153 240H154V238H153ZM191 240H190V242H191ZM204 240V239H203ZM209 240V239H208ZM144 241H146V239H144ZM148 241V240H147ZM201 241V242H200ZM205 241H207V240H205ZM149 242V241H148ZM190 242H188L189 244H190ZM195 242V243H196ZM143 243V242H142ZM146 243V242H145ZM144 243V244H145ZM180 244V245H177V244ZM187 243V244H188ZM194 243V244H195ZM207 243V242H206ZM206 243L204 244V245H206ZM257 243H259V242H257ZM147 245H148V243H146ZM150 244V243H149ZM189 244H188V246H189ZM194 244H192V245H194ZM202 244V245H203ZM146 245V246H147ZM177 245V246H176ZM184 245H186V244H184V242H183V246ZM191 244H190V246H192ZM200 245V244H199ZM202 245H200V246H202ZM254 245H255V243H254ZM253 245V246H254ZM256 245H258V244H256ZM182 246V250H181V252H185V255L183 256V261H182V264H191V262H192V260H194V257L196 256V253H197V250H196V247L195 246H193V247H195L194 249H188V251H187V253H186V250L187 249H184V247ZM190 246L189 247H187L186 246V248H190ZM252 246V247H253ZM149 247V246H148ZM193 247H191V248H193ZM256 247V246H255ZM258 247V246H257ZM260 247V246H259ZM150 248H152L153 249V247H150ZM174 249V248H173ZM252 248H250V250H251ZM259 249V248H258ZM258 249H254V251H253V254H254V256L255 257H257V258H262L261 257V254H260V252H259V250ZM261 249H263V248H261ZM155 250H154V252H155ZM179 250V252H180V249H176V250H174V252L175 251H178ZM185 250V251H184ZM252 251V250H251ZM158 252H155V253H158ZM177 253L178 255H180V253ZM262 252H263V250H262ZM261 252V253H262ZM174 254V253H173ZM183 254V253H182ZM251 254V253H250ZM158 255V254H157ZM156 255V256H157ZM174 255H176V254H174ZM253 256V255H252ZM200 257H201V255H200ZM264 257V256H263ZM159 258V257H158ZM169 258V259H168ZM182 258V257H181ZM197 258H198V255H197ZM254 258V257H253ZM257 258H255L254 260H256ZM160 260V259H159ZM197 260V259H196ZM198 260H200V258L198 259ZM252 260V259H251ZM261 260V259H260ZM162 262V263H163ZM199 262V261H198ZM256 261H254V263H255ZM259 261H257V263H258ZM262 262V261H261ZM177 263H179V262H177ZM257 263H255V264H257ZM264 263V262H263ZM262 263V264H263ZM180 264V263H179ZM194 264V263H193ZM196 264H198V263H196Z\"/></svg>",
	"mask_w": 264,
	"mask_h": 264
}]
</instances>
